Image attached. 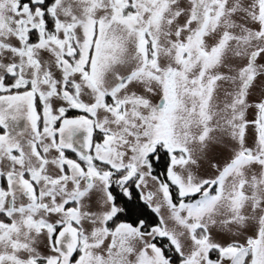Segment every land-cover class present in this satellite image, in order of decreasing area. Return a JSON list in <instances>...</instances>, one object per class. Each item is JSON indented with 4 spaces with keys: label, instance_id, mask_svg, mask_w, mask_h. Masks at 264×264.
<instances>
[{
    "label": "snow or ice",
    "instance_id": "obj_1",
    "mask_svg": "<svg viewBox=\"0 0 264 264\" xmlns=\"http://www.w3.org/2000/svg\"><path fill=\"white\" fill-rule=\"evenodd\" d=\"M258 80L264 0H0V264H264Z\"/></svg>",
    "mask_w": 264,
    "mask_h": 264
},
{
    "label": "rangeland",
    "instance_id": "obj_2",
    "mask_svg": "<svg viewBox=\"0 0 264 264\" xmlns=\"http://www.w3.org/2000/svg\"><path fill=\"white\" fill-rule=\"evenodd\" d=\"M184 3H186V2H184ZM262 93H264V85H262L261 80H258L256 82L255 88L252 91L251 99L254 100V99L259 98ZM249 143H251V140L250 139H249ZM230 146H232V145L231 144H223V143L220 144V145H218V146H216L215 148H213L209 152V159L212 160L213 162H216V163L220 164L221 166H223V164L226 163L227 161H223L222 158H224L227 154L229 155V153L231 152L232 147H233V146L232 147H230ZM167 163H168V158H166L165 160H163L162 165H161L162 171H165L163 173L164 176L166 175V166H167ZM201 174L202 175H211V174H213V170L209 168L208 161L207 160H205L203 162V165H202V168H201ZM131 188H133V185H131ZM131 188H130V191H131ZM155 190H156V183L154 181H152L151 178H149L148 179V185H147V187H145L143 189V192L144 193H147L148 191H155ZM140 191H141V189H140ZM123 201H125V202H118V203L120 205H122V206H126V208L130 210L132 208L130 206L131 204H129V201L130 200H127L125 198V200H123ZM155 202H158V198H157V201H155ZM124 203H125V205H124ZM125 213L122 215V217H123L122 219L119 218L120 221L125 220V218H124ZM161 214L165 216V219H167V217H168V210H167L166 207H164V208L161 209ZM217 238L218 239H223V240H227L228 239L227 236H218Z\"/></svg>",
    "mask_w": 264,
    "mask_h": 264
},
{
    "label": "trees",
    "instance_id": "obj_3",
    "mask_svg": "<svg viewBox=\"0 0 264 264\" xmlns=\"http://www.w3.org/2000/svg\"><path fill=\"white\" fill-rule=\"evenodd\" d=\"M166 158H168V157H166ZM156 162L154 161L153 174L155 176H158L159 178H161L163 180V179H165V176L163 174L165 171H162V167H161L162 164L159 165ZM132 185H133V188H131L132 199H130V201H129V204H131L130 206L132 208L130 209V211H127L125 213V216H124L125 220H123V221L133 222L137 217H140L142 219H145L150 226L155 225L156 223L159 222L158 216L154 212H152V210L140 198V196H141L140 189L136 188L134 184H132ZM116 192H119V190L116 189ZM123 200H125V198H120L118 200V202H125ZM127 200H129V199H127ZM124 205H125V203H124ZM119 218L122 219L123 218L122 215ZM156 242L159 245L167 243L166 240H157Z\"/></svg>",
    "mask_w": 264,
    "mask_h": 264
},
{
    "label": "flooded vegetation",
    "instance_id": "obj_4",
    "mask_svg": "<svg viewBox=\"0 0 264 264\" xmlns=\"http://www.w3.org/2000/svg\"><path fill=\"white\" fill-rule=\"evenodd\" d=\"M183 2H186V0H183ZM33 39H35V35H33ZM255 86H256V84H255ZM255 86H254V88H255ZM153 99L155 100V98H153ZM70 114L73 115V116H75V115H81L82 113L79 112L78 110H72ZM96 139H97V140L100 139V133H99V132L96 133ZM249 139L251 140L250 137H249ZM230 147H232V146H230ZM69 155L71 156L72 154L69 153ZM230 156H231V152L229 153V155L227 154V155L224 157L225 159L222 158V160H223V161H228L229 158H230ZM166 157H167V156L164 154V152H163V150H162L161 153H160V159L156 160L157 162H156V161H155V162L158 163L159 165H161L162 162H163V160L166 159ZM158 161H159V162H158ZM173 192L175 193V190H174V189H173ZM41 250H42V251H46V249H44L43 246H41Z\"/></svg>",
    "mask_w": 264,
    "mask_h": 264
}]
</instances>
